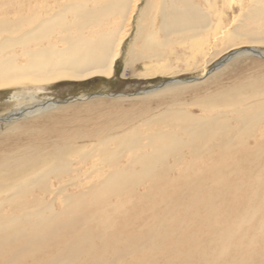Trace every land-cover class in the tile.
Segmentation results:
<instances>
[{
  "label": "bare ground",
  "instance_id": "1",
  "mask_svg": "<svg viewBox=\"0 0 264 264\" xmlns=\"http://www.w3.org/2000/svg\"><path fill=\"white\" fill-rule=\"evenodd\" d=\"M219 1L231 12L222 11ZM140 4L141 0H0V92L29 88L41 92L64 81L111 78L133 26L125 67L135 75L136 63L150 62L141 77L168 74V65L155 68L153 63L167 64L168 59L160 57L176 46L191 51L184 63L186 69H194L209 37L217 47L229 49L239 44L264 45V0H204V7L193 0H144ZM205 74L206 70L193 81L164 84L161 96L167 97L170 87L200 81ZM248 85L251 89L255 84ZM244 91L224 92L218 103L205 104L214 110L231 108L237 115L232 118L237 132L226 111L198 118L181 109L142 121L141 126L161 124L147 133L141 126L122 132L132 123L121 118L128 116L123 111L120 117L107 114L117 122L95 129H64V122L74 123L61 117L67 109L57 120L45 116L48 125L32 126L16 121L44 115L60 104L37 102L36 93L14 96L17 109L8 115L10 128L5 133L0 130V264H111L122 255H137V264H159L161 258L152 256L156 251L180 254V241H172L170 250L164 242L179 234L177 229L186 223L182 219L155 247L151 242L161 237L159 231L167 226L164 222L173 226L172 216L190 210L205 219L211 208V219L202 222L203 239L210 237L213 228L217 234L200 249L189 244L185 248L189 255L173 256L170 264L188 262L195 252L200 264H264V217L255 231L258 236L250 237L251 224L264 215V91L247 98ZM91 140L97 142L91 144ZM175 171L179 173L171 179ZM190 172L200 176H190ZM146 182L150 186L145 189H160L165 201L149 210L153 217L161 213L157 223L139 234L149 217L135 209L146 194L141 191ZM244 188L248 191L241 194ZM219 191L220 198L214 199ZM113 198L118 216L107 218ZM185 198L201 203L200 207L193 210L181 205L174 210L170 206ZM124 201L132 207L127 208ZM98 215H104L102 228L85 223ZM113 223L119 231L110 226ZM119 235L127 238L124 251L116 245ZM97 238L111 253L107 258L105 253L95 255ZM258 241L261 247L254 256L250 249Z\"/></svg>",
  "mask_w": 264,
  "mask_h": 264
},
{
  "label": "rangeland",
  "instance_id": "2",
  "mask_svg": "<svg viewBox=\"0 0 264 264\" xmlns=\"http://www.w3.org/2000/svg\"><path fill=\"white\" fill-rule=\"evenodd\" d=\"M193 1L195 4L204 7V0H193ZM219 3H220V8L222 11L226 10L227 13L231 12L230 10L226 9L227 7L222 6L221 1H219ZM143 4H144V0H141L140 7ZM134 33H135V27L133 26L131 30V34H130L131 37L129 36L127 38L123 46L122 55L117 62L115 75L111 78L94 77L86 81H64L59 84H55L53 86H48L42 89L41 92L33 88L12 89V90L0 92V118H5L4 121H0L1 123L0 130H2L5 133L10 128V121L6 118L8 117L10 112L17 109V105L15 104L16 100L13 99V97L17 95H27V94L36 93L35 98L37 102L44 103L46 105L49 104L50 106L53 104L59 103L60 107H58L57 109H52V110L49 108L48 112H46L44 115H41V116L38 115L36 117H31V118H24V119L22 118V120L20 118L18 119V121H16V123L17 122H19L20 124L28 123V124H32V126L42 127L45 124L46 125L49 124L48 121L43 120L47 118L45 116H50L54 118L55 120H57V116L59 115V113L67 109V112L64 113V115H62L61 117L66 120L67 119L70 120V123L73 120L74 123L73 125L71 124L66 125V122H64L65 123L63 124L64 129L70 128L69 130H76V128H79V127L81 130L95 129L109 122L111 123L117 122L116 121L117 119H114L111 116H107V114L115 113L117 117H120V115L118 114L121 111H123L122 113H125L128 116L127 117L122 116L121 118H124L125 119L124 121H126L127 123L129 121L132 123L131 125L126 126L125 129L122 130V132L130 133L131 128H133V126H137V127L141 126V122L144 121L145 119H148V118L150 119L154 116L156 117L160 116L162 113L168 110L181 109V110L188 111V113L190 112L193 116L198 117V118L199 116H202V115H206L209 117L221 111H226L228 113L227 116L230 119V126L232 127L234 126L233 130L235 131L237 123H235L234 120H232V118L236 117L237 115H234L233 113L230 112L231 108L218 107L214 110L210 108H205V104H207L208 102L218 103L219 96H221L224 92L232 94L233 92H236L238 88H241V89L244 88V90H246L244 91V93H246L245 95L246 98L249 97L250 93L251 95L253 92H254L253 94H256L255 91L257 93H262L264 91V57L261 58L260 56L253 55V53L250 52V50L252 49V50H258L264 54L263 44L261 45L239 44L238 46H235V48L229 49L223 45H219L217 47V44L212 42V40L209 37V44L204 45L203 54H198L197 56L198 59L195 62L194 69L193 68L186 69V66L184 63L185 57L190 56L191 51L184 49V47L182 46H176L174 48H169V51H167L168 53H163L164 57H160V58H167L168 59L167 64L164 62H160V63L154 62L153 63V66L155 68L160 67L162 64H164L165 66L168 65L170 69V72L168 74H159V75L152 76V77H141V74L147 71L146 68L149 66L150 62L141 61V62L136 63L134 65V71L136 72L135 75H133V72L130 69H126L125 67L126 51H127L128 46L131 44ZM204 35L206 36L207 34H204ZM240 51L241 52L244 51V53H242V55L235 54L236 52L241 53ZM206 52L208 53L206 54ZM227 56H230V57L233 56V57L232 59H230V61L225 63L222 67L217 68L216 70L212 71V69L217 65V63H219L222 59H224ZM175 70L177 71L176 73H174ZM205 70H206V74L204 75L205 78L201 79L200 81L190 83V84L185 83L184 85L180 87H170V89H168L169 91H167L168 93H166L167 97L161 96L164 94L163 92L161 93L160 91L161 87H159L162 83L171 82V81L187 80V79H190L191 77H195V78L202 77V74H204ZM207 71L209 73H207ZM249 83L255 84L254 87L249 89L248 88L250 87L248 85ZM156 88H158V90ZM147 92H153V93L147 94ZM113 94L117 96L110 97V95H113ZM251 98L253 97L251 96ZM250 101L251 99L248 100V102ZM92 103H95L97 107L96 106L92 107ZM87 110L88 111L91 110V113L88 112ZM75 111H78V112L74 113ZM79 116H81L80 119H79ZM84 117H86L87 119H84ZM82 121H83V124H82ZM84 123H87V124H84ZM160 127H161V124H159V122H156V123H151L149 126H141L139 129L147 133V130L148 132H151V130L153 131L154 129H159ZM149 129L151 130L149 131ZM176 136L181 137L182 134L178 133V135L176 134ZM253 140H254L253 137L248 139L249 146L252 145ZM95 142H97V140H93V141L91 140V144H94ZM216 144L217 143H214V145ZM231 157L233 161L236 160L235 154H233V156ZM97 159L98 158H95L94 160H97ZM171 159L169 160L170 163L173 162V159L172 160ZM190 160L191 159L188 158L189 162ZM195 163H200V161L195 162ZM105 172H108V170H105ZM100 173L103 174L104 172H100ZM178 173L179 171H175L174 173H171L170 178L172 179V177L177 175ZM189 175L193 177L200 176V174L197 175L196 172H190ZM235 177H239V173H237ZM232 184L234 185L235 183H232ZM145 185L142 187L141 191H143L144 194L145 193L146 194L142 196V198L138 201L140 202L138 203L140 207L135 208V209L136 211H140V213L142 214L149 215V217L144 219L145 222L140 226V229L138 230L139 234H142L143 232H145V230H147V228L157 223L156 220L157 218H160L162 216L161 213L158 215V217H153L152 216L153 213L152 212L149 213V210L154 209L155 204L165 201L161 198L162 192L160 191V189H154V188L145 189L148 186H150V184L146 182ZM244 189L245 191H242L241 194H243V192L248 191L247 188H244ZM196 191H199V189H197ZM178 192L180 191H177V193ZM219 194H220V191L218 195L214 197V199L220 198ZM113 200L115 202H113L114 204L112 203L113 205L112 208L109 209L108 212H106V216L108 215L107 218L118 216V214L115 213L118 208L117 206H114V205H117L116 200L115 198H113ZM189 200L190 199H187V198L182 199L180 201L178 200L175 203L170 204V206H173L172 208L174 210L176 207H180L181 205L191 206L192 207L191 209L193 210H196L194 209L195 207H200L201 203H191L190 202L191 200L190 201ZM124 202L125 203L123 202L122 203L123 204L127 203L126 204L127 208L132 207V203L128 201H124ZM226 202L227 200L224 203ZM172 208H171V211H172ZM206 212L208 214H206L207 217L205 219L207 220L211 219L210 216L214 212L213 208L208 209V211ZM133 213H130V215H133ZM185 215L172 216L171 223L173 224V226H171L167 222H164L167 224V226H165L164 229L159 231V234L161 237H158L156 241L153 240L151 243L156 247L160 241H163L164 237L167 236V234H169L172 229H175V227L177 228L180 225V221L182 219H185L186 223L184 226L177 229L176 233L179 232V234L174 235L173 238L171 237L166 238L164 242V244L166 245L164 246V248L168 250H170V247H171L170 244H172V241L173 242L180 241L183 244L182 249H179L180 254L177 256L189 255L187 254L188 252H186L185 250L186 247H187L186 249L188 250L189 244H191L192 248L195 247L197 249H200L203 246V242L209 243L210 242L209 240L213 239L214 236L217 234L216 228L211 229L209 231L210 237L209 238L206 237L205 239L206 241H205L203 238H205L204 234L206 231L203 228V223L207 221L203 218L198 217L197 215H194V213L191 210L189 211V213H185ZM263 217L264 215L259 216L256 219V221H254L251 224L253 230L251 231L250 237H252L253 234L258 236L259 233H255V231L257 230V228H259V224H260L259 221ZM89 219L87 220L89 222L85 221V223H87L88 225L91 224L94 227H92L91 225L90 226L94 229L95 227L100 229L103 226H105L103 225L104 223L103 221L105 220L104 215L103 216L98 215L95 219H92V220L91 218ZM98 219L99 220L102 219V220L98 222ZM110 226H113V228L119 231L116 223H113ZM119 237L120 238H118V240L120 242L117 240L116 245L120 246L121 251H124L125 250L124 245L127 244L126 243L127 238L126 237L125 239L121 238L120 235ZM102 241H100V238H97L95 240V244L97 245V251L95 255L98 252L100 253L101 256L104 255L105 253L106 258H107V256H110L109 254L111 253L108 252V249L105 248L107 247L105 245V242L102 244ZM260 247H261V242L258 241L257 244L250 249L254 256H256L255 251L259 250ZM197 253L198 252H195L194 254L191 253L190 255L192 256V258L188 262L184 263L183 261L179 260L180 262H178L177 264H200L197 261L198 259H195L196 257H198ZM212 253L213 251H211L209 254H212ZM146 256L147 258H149V255H146ZM152 256L154 257L159 256L161 258V261L159 262V264H164V263L170 264V261H171L170 258L173 257L174 254L171 252L163 253L162 251L161 252L156 251ZM177 256H174V258ZM135 258L137 259V255L132 256V257L122 255L120 259L114 260V261L112 260L111 264H137V263H134ZM150 258H151V254H150ZM254 260H257V259H254ZM254 263L255 261H253V263H250V264H254Z\"/></svg>",
  "mask_w": 264,
  "mask_h": 264
},
{
  "label": "water",
  "instance_id": "3",
  "mask_svg": "<svg viewBox=\"0 0 264 264\" xmlns=\"http://www.w3.org/2000/svg\"><path fill=\"white\" fill-rule=\"evenodd\" d=\"M250 51L253 53V55L260 56L261 58L264 57V54L262 52L258 51V50H252L251 49ZM232 57L227 56L224 59H222L219 63H217V65L212 69V71L216 70L217 68L222 67L225 63H227L228 61H230V59H232ZM195 79H196L195 77H191L190 79H187V80H184V81L185 82H189V81H193ZM167 83H170V82L162 83L160 86H163L164 84H167ZM114 96H117V95H114V94L113 95H110V97H114ZM6 119L10 120V117H7ZM0 121H2V120H0Z\"/></svg>",
  "mask_w": 264,
  "mask_h": 264
}]
</instances>
